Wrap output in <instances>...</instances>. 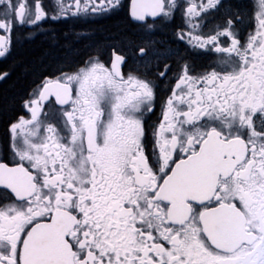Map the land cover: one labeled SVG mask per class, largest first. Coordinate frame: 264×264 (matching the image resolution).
<instances>
[{"label": "snow or ice", "instance_id": "snow-or-ice-1", "mask_svg": "<svg viewBox=\"0 0 264 264\" xmlns=\"http://www.w3.org/2000/svg\"><path fill=\"white\" fill-rule=\"evenodd\" d=\"M220 2L191 0L187 15ZM112 6L74 0L77 13ZM72 7L61 4L60 14ZM175 7L132 0L131 15L167 17ZM255 7L243 43L232 19L206 38L187 34L227 58L202 76L184 66L150 154L142 117L152 110L153 85L125 77L124 56L114 50L111 67L97 59L44 83L39 100L26 103L31 119L11 125L16 159L0 161V188L15 197L0 205V264H264V0ZM46 15L41 0H7L0 56L17 22ZM52 95L69 106L65 135L54 124L40 134V101Z\"/></svg>", "mask_w": 264, "mask_h": 264}, {"label": "flooded vegetation", "instance_id": "flooded-vegetation-1", "mask_svg": "<svg viewBox=\"0 0 264 264\" xmlns=\"http://www.w3.org/2000/svg\"><path fill=\"white\" fill-rule=\"evenodd\" d=\"M7 0H0V13ZM85 0H81L83 4ZM191 0H175L176 7L170 16H146L144 20L131 15L132 0H113V6L104 10L76 12L74 0H41L47 15L36 24L17 22L11 33V40L5 55L0 56V94L18 79L23 63L21 58L27 55L43 54L45 60L39 72L24 74V79L31 78L26 84L25 94L19 99L18 108L11 115L0 114V161L13 163L14 136L11 125L21 117L31 119L30 108L26 103L39 100V94L47 80H55L64 74L72 75L99 60L106 67H111L113 51L125 57L121 71L127 77L129 73L149 80L154 89L152 110H145L146 154H150L154 143V133L163 119L167 99L177 83L182 69L187 65L189 75L202 76L214 69L220 71L221 61L227 54L218 53L213 45L203 48L189 42L188 33L208 37L222 30L228 19L233 20L237 38L243 43L255 26L256 0H221L217 8L201 13L200 17L189 18L187 8ZM197 4L202 0H195ZM207 2V0H203ZM32 5V0H28ZM99 4L100 0H94ZM73 5L70 11L60 14V5ZM193 24L199 27L193 28ZM183 33L184 39H180ZM0 35L5 33L0 32ZM220 43L227 47L229 41L221 37ZM144 48L145 54L140 53ZM25 55V56H24ZM165 73L163 76L160 73ZM29 78V79H30ZM41 135L48 124H54L61 131L62 112L69 106L60 105L55 96L40 101ZM186 109H181L184 111ZM22 146L23 136L18 138ZM27 166V163L26 165ZM7 197V199H3ZM14 194L0 188V205L13 203Z\"/></svg>", "mask_w": 264, "mask_h": 264}, {"label": "trees", "instance_id": "trees-1", "mask_svg": "<svg viewBox=\"0 0 264 264\" xmlns=\"http://www.w3.org/2000/svg\"><path fill=\"white\" fill-rule=\"evenodd\" d=\"M43 60H45L43 54L27 55L19 60L23 63L21 74H19L18 79L6 86L2 94H0V114L9 116L16 111L19 99L25 94L26 84L31 80L30 77V79H24V74L35 76L42 67Z\"/></svg>", "mask_w": 264, "mask_h": 264}]
</instances>
